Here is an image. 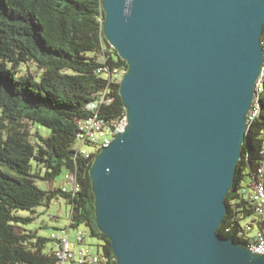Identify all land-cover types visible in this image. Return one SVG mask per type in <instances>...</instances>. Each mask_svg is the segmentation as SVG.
<instances>
[{
	"label": "water",
	"instance_id": "1",
	"mask_svg": "<svg viewBox=\"0 0 264 264\" xmlns=\"http://www.w3.org/2000/svg\"><path fill=\"white\" fill-rule=\"evenodd\" d=\"M129 126L95 158L117 264H264L218 228L264 66V0H103Z\"/></svg>",
	"mask_w": 264,
	"mask_h": 264
},
{
	"label": "trees",
	"instance_id": "2",
	"mask_svg": "<svg viewBox=\"0 0 264 264\" xmlns=\"http://www.w3.org/2000/svg\"><path fill=\"white\" fill-rule=\"evenodd\" d=\"M105 15L103 0H0V264H57L51 238L41 236L31 224L37 209L49 207L59 196L70 206L71 230L78 233L84 227L98 240L95 251L85 241L92 252L103 255L98 264H117L112 242L96 221L91 173L98 154L77 156L74 148L78 122L89 115L87 104L98 101L104 88L110 101L102 118L111 122L127 113L121 80L109 83L101 71L106 66L127 73L130 68L106 37ZM23 64L36 65L42 71L39 79L32 73L17 75ZM260 100L261 112L247 125L225 199L227 213L218 228L221 238L243 246L247 240L240 232L244 221L253 218L243 187L250 188L257 177L264 90ZM66 173L67 181L75 179L80 186L75 196L61 187H40L39 182L52 184ZM49 243L51 251L46 252ZM73 243L77 248L76 240Z\"/></svg>",
	"mask_w": 264,
	"mask_h": 264
},
{
	"label": "built area",
	"instance_id": "3",
	"mask_svg": "<svg viewBox=\"0 0 264 264\" xmlns=\"http://www.w3.org/2000/svg\"><path fill=\"white\" fill-rule=\"evenodd\" d=\"M261 44L264 51V37H261ZM108 75L109 83L123 78V71H110L108 67L101 69ZM258 87V80L256 82L255 91ZM255 91L254 100L249 109L248 114L256 111L255 105ZM108 88H104L99 92V100L91 104V110H87L89 115L78 122V139L80 144L76 155H83L90 158L94 154H100L103 149H107L114 141L118 134H123L128 126V114L120 116L118 119L107 122L102 118V109L108 104ZM92 147L93 150H89ZM258 177L255 178L252 186L243 187V193L249 200L250 207L253 211V218L250 222H244L242 231L239 237L247 240L245 247L248 251L255 254L264 255V135L262 136V147L260 149V163L258 164ZM67 174V173H66ZM65 185L61 187L63 193H69L75 196L80 191V186H69L66 182V175L64 176ZM71 221L65 229H59L52 232L50 238L54 248L57 264H98L104 260L103 255L92 252L85 244V237L82 233L76 234V245L71 240L70 228Z\"/></svg>",
	"mask_w": 264,
	"mask_h": 264
},
{
	"label": "rangeland",
	"instance_id": "4",
	"mask_svg": "<svg viewBox=\"0 0 264 264\" xmlns=\"http://www.w3.org/2000/svg\"><path fill=\"white\" fill-rule=\"evenodd\" d=\"M20 68L21 70L18 72L17 75H21V74L24 75V74L32 73V74H36L38 77L42 72L36 67V65H33V64H23L21 65ZM24 124H26L29 127V129L31 130L33 134L34 128L31 125V123L27 121V122H24ZM43 131L46 134L49 133V130L47 129H43ZM88 149L93 150L92 147H88ZM67 176H68V173L66 174V178ZM39 184L41 188H46V187L48 188V186H50L49 188H54V187L60 188L65 185V181H64V177L61 175L56 179L53 185L43 183V182H39ZM66 201H67L66 199L59 196L58 198L52 201L49 207L47 206L39 207L37 209L36 220L33 223V225L31 224L32 229H37L38 233L41 236H46L47 238L51 236L54 230L65 229L68 225L69 215H70V206L68 205ZM20 214L29 215L30 213L20 212ZM250 221H252V218L247 219L244 222H250ZM79 231L83 233L86 243L90 245L92 249L95 251L98 240L90 237L87 229L84 227H82ZM76 234L77 232L75 231V229L71 230L70 236H71L72 241L76 240ZM45 250L46 252L51 251L50 243L46 246Z\"/></svg>",
	"mask_w": 264,
	"mask_h": 264
},
{
	"label": "bare ground",
	"instance_id": "5",
	"mask_svg": "<svg viewBox=\"0 0 264 264\" xmlns=\"http://www.w3.org/2000/svg\"><path fill=\"white\" fill-rule=\"evenodd\" d=\"M262 37H264V32L262 34ZM263 78H264V66L262 68L261 76L258 78V87H257V90L255 91V105L254 106H256V111L255 112H251V114L247 115V120H246V124L247 125L250 122H253V120H255L260 115L261 106H262L260 97H261L262 91L264 90V83L262 82ZM91 104H94V102H90V103L87 104V106H86L87 110H91ZM263 135H264V133H263ZM79 144H80V139H79L78 143H75L74 148L78 150ZM256 175L258 177V169H257V174ZM67 183L69 184V186H76V187L78 186V182H76L75 179L69 178Z\"/></svg>",
	"mask_w": 264,
	"mask_h": 264
},
{
	"label": "crops",
	"instance_id": "6",
	"mask_svg": "<svg viewBox=\"0 0 264 264\" xmlns=\"http://www.w3.org/2000/svg\"><path fill=\"white\" fill-rule=\"evenodd\" d=\"M67 178H68V176H67ZM67 178H66V179H67ZM51 185H53V183H52ZM49 187H50V186H48V188H49Z\"/></svg>",
	"mask_w": 264,
	"mask_h": 264
}]
</instances>
